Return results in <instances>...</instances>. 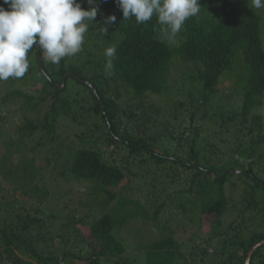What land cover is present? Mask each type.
Listing matches in <instances>:
<instances>
[{
	"label": "trees",
	"instance_id": "16d2710c",
	"mask_svg": "<svg viewBox=\"0 0 264 264\" xmlns=\"http://www.w3.org/2000/svg\"><path fill=\"white\" fill-rule=\"evenodd\" d=\"M199 2L168 39L155 16L137 24L116 0H96L81 52L53 65L34 46L25 76L0 81V125L10 106L21 111L0 153V177L19 176L10 199L0 195V264H245L264 241L261 17L234 0ZM170 208L168 219L197 224L187 241L166 231ZM249 264H264V245Z\"/></svg>",
	"mask_w": 264,
	"mask_h": 264
},
{
	"label": "clouds",
	"instance_id": "9594fccd",
	"mask_svg": "<svg viewBox=\"0 0 264 264\" xmlns=\"http://www.w3.org/2000/svg\"><path fill=\"white\" fill-rule=\"evenodd\" d=\"M83 0H4L9 10L0 5V81L23 78L29 70L28 54L34 48L42 61L58 65L64 58L82 51L87 22H95L98 5L87 0L90 7H82ZM252 8L264 9V0H250ZM123 20L135 18L145 24L156 17L162 33L175 39L185 22L200 12L199 0H116ZM116 21L109 15L102 22L101 31ZM116 48L105 50L106 70L113 68Z\"/></svg>",
	"mask_w": 264,
	"mask_h": 264
},
{
	"label": "rangeland",
	"instance_id": "374dc122",
	"mask_svg": "<svg viewBox=\"0 0 264 264\" xmlns=\"http://www.w3.org/2000/svg\"><path fill=\"white\" fill-rule=\"evenodd\" d=\"M237 4H240L243 8H245V9H247V10H250V11H252V12H254V13H256V14H258L260 17H261V39H262V43H263V50H264V9H255V8H252V6H251V2H250V0H234ZM225 84H227V83H225ZM225 87V86H224ZM28 89H31V90H33V87L31 86V87H27ZM2 90L3 89H1L0 88V92H2ZM9 110L11 111V115L8 117V119L7 120H5L1 125H0V153H2L3 151H4V148L2 147V141L3 140H5V139H7L9 136H10V138L11 139H13V140H16V138L19 136V135H17L18 133H17V131H16V128H17V126L19 125V123H20V120H21V111H18L17 110V106H10V108H9ZM7 112H5V114H6ZM4 114V113H3ZM67 131V129L65 130V132ZM66 134L68 135V136H70V137H72L71 135H72V133H70V134H68L67 132H66ZM25 141H26V147L23 149V153H25L26 151H28L29 152V150H30V147L31 146H33L34 145V141L33 140H29V139H26L25 138ZM25 143V142H24ZM29 155L31 156L32 154H30L29 153ZM21 156V155H20ZM20 156H16L17 158H20ZM21 158H22V156H21ZM29 159H30V157H29ZM19 177V176H18ZM17 177V178H18ZM17 178L16 179H14V174L13 175H11V176H9V177H5V179H3L2 177H0V182L2 183V184H4L5 186H7L10 190L9 191H7V190H2L1 192H0V195L1 194H6V196L8 197V199H10V197H11V190H13V189H15V187H16V180H17ZM50 181L51 182H53L52 181V179H50ZM81 188H84V186L83 185H80V187H77L76 186V188H75V191H73V194L70 196V197H68V198H65L66 199V201L68 202V204H66L67 205V208L65 209V211H69L70 209H73V208H75V205L73 206L71 203H69V202H72V203H77L80 199H82V195H80V193L78 192ZM77 190V191H76ZM229 194H230V192H229ZM7 199V200H8ZM26 202L27 203H29V201H28V199L26 198ZM48 203H49V205L51 206V207H54V209L56 210V205H55V202H51V201H49V199H48V201H47ZM160 203V202H159ZM62 208V205L59 207V209H61ZM63 209H61V211H62ZM169 212V213H168ZM172 212V213H171ZM175 211H174V209L173 208H170V209H168L166 212H165V214L166 213H168L167 215H166V217H164V215H163V213H161L162 214V217H161V220H162V222L165 220V219H167L168 221H166V231L168 232L169 230H170V228L171 229H173L174 231H175V237H176V239L179 241V242H184V241H187V239L191 236V235H193L194 233H197L199 230H198V226H197V224H195V223H189V222H187V221H185L184 219H183V215H180V214H177V215H173V218H169L168 219V217L171 215V214H173ZM160 214V215H161ZM96 212L95 211H92L91 213H88V216H89V220H92V219H94V216L96 217ZM44 217V216H43ZM46 218V220H47V222H48V218L47 217H45ZM228 220V219H227ZM62 220L61 219H59V218H57V219H55L54 220V225H55V228L56 229H59V226H60V223L62 224V222H61ZM136 221L138 222V224H141L142 223V221H141V219L140 218H136ZM206 222H207V218L204 216V217H202V223L203 224H206ZM183 223H185L186 225H187V227L186 228H183ZM147 224H150V223H147ZM73 232H77V231H80V233L82 234V235H84L85 237H88V229L85 227V226H82V225H75V227L74 228H72L71 229ZM203 230V229H202ZM208 228L207 229H205V231L203 230V231H200L199 232V234H205L206 235V233H208ZM58 231V230H57ZM144 232H145V235H146V237L147 236H149V239H152L153 237H154V235H152V232H150L149 231V229L147 228V226L146 227H144ZM132 232H130L129 233V235H128V240L126 241L127 243H130V241H132V239H133V235L131 234ZM203 234V235H204ZM204 235V236H205ZM134 256V253L132 252V254H131V257H133ZM5 259L7 258V257H4ZM8 263H10L9 261H8ZM141 263V262H140ZM142 264V263H141Z\"/></svg>",
	"mask_w": 264,
	"mask_h": 264
},
{
	"label": "water",
	"instance_id": "95a60500",
	"mask_svg": "<svg viewBox=\"0 0 264 264\" xmlns=\"http://www.w3.org/2000/svg\"><path fill=\"white\" fill-rule=\"evenodd\" d=\"M38 59H39V58H38ZM68 73H69V72H67V73L63 76V79H62L61 83L57 85L58 87H63V86H64V84H65V79H66V76L68 75ZM261 245H264V241H261L260 243H258L257 245H255V246L253 247V249L248 253V256H247V259H246V261H245V264H249L250 258H251V256H252L254 250H255L257 247L261 246Z\"/></svg>",
	"mask_w": 264,
	"mask_h": 264
}]
</instances>
